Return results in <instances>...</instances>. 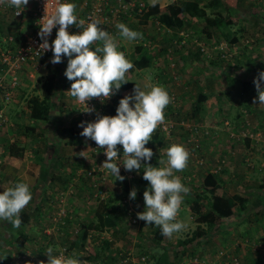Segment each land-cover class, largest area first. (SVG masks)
I'll use <instances>...</instances> for the list:
<instances>
[{
  "label": "crops",
  "instance_id": "obj_1",
  "mask_svg": "<svg viewBox=\"0 0 264 264\" xmlns=\"http://www.w3.org/2000/svg\"><path fill=\"white\" fill-rule=\"evenodd\" d=\"M82 1L83 0H72V2L76 4L77 15L85 12V8L81 7ZM28 9L29 7L26 8L22 18L19 19L13 16L11 10L4 8L3 5H0L1 41L9 36L14 37L13 39L16 41L22 40L23 34L30 31L32 19L31 15H29ZM185 17L187 18V22L190 19H196L190 18L187 15H184V18ZM120 19L122 18L120 17ZM71 27L73 32H76L74 26L72 25ZM179 30L184 31L185 29L183 28L174 31L171 28L166 27V33L169 34L170 31V35L173 38L172 41H170L171 39L169 38H165L164 42V37L159 33L158 35L153 34V40H155L156 43L154 45V48L156 49L155 52L157 50L158 52L160 50H163L161 49V44L163 43H167L168 47L164 50V52H161V54H157V56L154 55L151 65L149 67H145L149 69V74L152 78V80H149V85H164L171 97V102L169 104H171L172 106H175L176 101L178 100L179 108H176L177 113H174L173 110L174 115H186L188 113V115L191 116V120L195 119L197 122L201 123V125L204 124L205 121H209V126L206 127V129L204 126L202 127L206 131L209 130V133L207 131L208 134L213 135L215 129L217 132H219V134L223 137V139L222 137L219 139L220 146H222V144L226 145L229 142L230 146L226 147L238 146L243 149L242 146H245L252 149L253 146L251 145V143L253 144V142L250 139L241 140V142L244 141V143L239 145H236L234 144L235 142L228 140L227 135H229V132L231 130L238 129L229 126H224V129L221 127L223 118H229L232 120V116L229 115L230 108L228 107V111H226L227 104L231 105V103L228 99L224 100L219 98L216 91H207L206 87H211V81H205L202 80V77H198V80L194 79V81H192L191 84H194V86H192L193 89L191 91H189V89H186V86H183V89H181L180 91H176V88H180L178 86L182 87V85L187 84L191 80L189 79L190 76L187 75H180L178 77L174 75L177 73H183L184 75L186 69L190 68L189 61L191 60L193 54L194 56H196L195 53H197L198 51L199 53H201L198 48H192L194 51H196L195 53H192L190 52L189 48H186L184 46V43L180 45V41L182 39H187L188 42L198 41L196 38H191V36H174V34H177ZM2 44H4V42ZM124 49L126 50L125 47ZM47 56H49V59L46 58ZM47 56L40 58L37 62H43L42 64H44L46 61L50 62L52 53ZM67 59L68 58L63 57L62 55L61 62L58 63L59 65H57L55 68L49 67L44 74L45 79L48 70L58 69L57 81L54 84V94L51 98V112L47 120L33 121L29 119L28 116V99L36 95L38 98H41L42 96L40 87V92L38 94L34 95L30 93L29 97L26 98V92L31 90L29 89V85L31 87L30 83L33 80L34 73H36L35 68L32 69L33 66L29 65L20 72L18 84L15 87L16 89L13 90V99L9 103V105H11L12 102H15V104H18L19 102L23 105L22 100L23 98H26L24 106L21 107L22 109L23 107L25 108L27 116L20 115L17 110H14V113L12 115H10L9 109L7 110L6 115L4 113L8 124L0 126V131L2 132V134L0 133V142L2 143L0 145V149L1 147L3 148V151L1 150L2 153L0 155V191H2L4 188L14 185L16 182L23 179L30 184L32 199L29 201L28 205L21 211V213H25L27 215V221L21 224L19 228L13 227V225L8 221L0 220L1 249L10 250L14 248L15 250H11L12 252H19V246L22 247V245H25L26 247L31 248V250L33 248H37L35 249L37 251L33 252L35 254H38V251L44 253L39 254L40 257H43L46 253V248L44 246H48L49 243L56 242L55 240H57V238L54 239L49 235L51 230L55 229L59 233H64L63 238L64 240H66V238H69V236H71V238L74 237L72 233H74V229H76V220H79L78 217L80 211H84L85 217H83V213L81 214V217L86 218V224L91 223L93 220V218L90 217L89 214V201L90 199L92 200L93 190L91 188L90 179L84 175V172L92 167L94 160L92 159L87 148H81V143L83 141L82 136L76 130V123L79 118V109L75 102V98L67 93L71 85V81H69L64 76V70L67 66ZM167 60H170L172 63L174 62L177 65V69L174 68L173 70H171L172 66L170 64L172 63L167 64ZM37 62L34 63V66ZM160 62L162 63V65L159 66ZM207 62L204 61V65H206ZM211 62L212 61H209V63ZM206 67L208 68L209 66ZM134 68L138 70V74L143 69L136 67ZM207 68H205L204 71H207ZM212 69H214L215 71H223V75L224 73L230 72V70H234L235 68H233L232 65H224V67H213ZM131 73L132 69H130L126 74L127 79L129 75L131 76ZM128 80L131 81L130 79ZM135 84L136 83L133 82V85L131 87L124 89L122 91V95H130L132 89H134L135 87ZM218 84L219 83H216L214 87H216ZM241 84V91L243 93L249 94L246 89L247 87L250 89L252 83L250 81H247ZM202 93L206 95L207 99L203 104L201 103L199 106H196L194 102L198 97L200 98ZM247 98L249 97L247 96ZM20 99L22 100L19 101ZM216 103L226 111L225 115H221L219 110L214 109V104ZM0 104H2V107L0 105V108L2 109L8 106L7 104H4L2 102L1 98ZM194 106L196 110H193ZM18 108L19 107L17 106V109ZM195 113L197 116L194 115ZM218 119L220 120V123L217 122ZM202 120L204 122H202ZM258 121V126H260L262 129L258 127H252L251 124L248 128L252 136L260 137L264 140V113H262V116L259 117ZM177 126L179 127V130H181L182 127L176 125L175 128L177 129V131ZM217 126H220V128H218ZM202 127L200 128V130L198 129L201 136L200 140H193L191 142L183 140L184 135H186V133L183 132L185 129H182L181 132L179 131L180 133L176 131L175 134H172L170 136L175 128L171 129L170 134L164 135V138L167 140L166 143H161V141H158V134H160V132L154 133L152 135V138L157 141L156 143H159L158 152H161V158L166 159L165 149L171 143L179 142L182 143L188 150L191 149L195 155L202 157V151L205 150L208 158H212L213 156L214 160L217 161L220 158L221 154H224L227 151L220 150L219 152H215L213 148H210L209 150L202 148ZM243 129L244 128L241 127V129H239L240 132ZM19 130L22 131V135H24V138L22 136L20 137H22L23 142L26 141V144L25 146L21 145L22 150L19 152V154L12 155L8 153L7 145L8 142L10 143L13 141H21V139L15 136L16 131ZM186 132L188 133L189 137L190 133L187 129ZM2 135H6L7 140L3 138ZM180 137H182L181 140ZM188 137H186V139ZM76 138L77 143H75ZM162 147H165L164 151H162ZM240 148L236 150L237 155L232 156V158L230 157L228 167L231 163H234L235 166L240 164L238 160V152L240 151ZM157 156L158 159H160L159 155L153 156L154 158L151 159L156 163L155 167H160L162 166L160 163L161 161L157 160ZM260 156L263 157L264 162V153H261ZM189 158L193 160L192 156ZM243 158L244 156H241V159ZM157 161L159 162L157 163ZM259 161V159L256 160V163H259ZM141 163H144V161H141ZM68 165H70L71 167L69 168ZM73 165L77 166L73 168ZM120 166H122V164ZM194 166H196V164ZM78 167L79 169H77ZM144 167V165H141L140 170L142 172L144 170ZM186 167H188V164ZM195 168L196 170H198L197 167ZM205 168H207V166ZM190 171H192V169L188 170V172ZM252 171L255 172V170ZM262 171H264V168ZM205 172L207 173V170ZM130 173H132L133 176V173H137L138 175L140 172L138 173L134 170ZM191 173H193L194 177H196V171ZM175 175L179 176L181 180H183L185 177L179 175L178 172H176ZM80 200L84 201V203L86 204L82 209H79L78 207V201ZM59 201L60 204L58 205ZM62 206L65 208L66 213L57 215L58 209ZM95 212L96 210L92 214L93 217L95 215ZM158 228V226H155V231H157ZM191 230L192 233L194 229ZM189 236H185V238ZM71 238L70 242L74 239ZM170 239L171 241L166 238V246L170 242V246L167 249L170 250L172 254H174V256L176 253L179 256L176 259L183 264H199L198 262H200L202 259H205V261L209 262L210 260L214 259L216 252L219 249H223L225 251L224 256L220 259V264H230V256L234 255V253L238 254L239 257H241L244 264H264V249L262 251H259L258 247V253H261V255H258L257 257H251L250 254L252 250L246 247H249V242L264 243V233L259 231H252L247 227H244L243 225H225L224 227H220L219 230L216 228L212 231L211 234L207 235L203 239L204 241H202L201 239L198 243L192 242V244L189 245L184 252L182 248H176L173 246L175 242L179 240L178 238L173 239V237H171ZM20 242H22V244H20ZM43 242L44 244L40 246V244ZM121 243L118 246V254L122 256L125 252L126 258H124L127 261L126 264H130V262H128V259L131 260V264H139L138 262H136V260L133 259V257H127L130 256L133 251H129L130 248H127V244L125 242ZM140 244L142 245V243ZM202 245H206V247H203ZM48 247H53V244ZM215 247L218 248H216V250H212V248L214 249ZM110 248L111 249H109V251L112 252V247ZM253 251L256 252L255 250ZM56 252L58 253V251ZM230 253L232 254L229 256ZM4 257L5 255L0 256L1 261L5 260Z\"/></svg>",
  "mask_w": 264,
  "mask_h": 264
},
{
  "label": "rangeland",
  "instance_id": "obj_2",
  "mask_svg": "<svg viewBox=\"0 0 264 264\" xmlns=\"http://www.w3.org/2000/svg\"><path fill=\"white\" fill-rule=\"evenodd\" d=\"M148 3L151 4V0H146ZM202 3L210 2V0H200ZM173 0H157V3L160 5V7H168ZM220 4L223 7L222 13H224V8L226 10H229L231 15L233 16V24L229 27L230 30H235L239 28H242V31L238 33L240 35L239 42L238 44H234L235 47L233 48H228V50L225 53V56H220L219 54L214 52V46L217 45L218 43L222 42L224 43L225 41L222 40L220 37L219 33H213L212 37L209 38L207 37L203 32V26L204 22L202 19H190L188 21V24L186 27H184V31L179 30L177 32V35H186L185 37H190L193 39H197L198 42L202 43V45L207 46L206 47V54L195 53L192 48H198V42L195 41H190L186 42L184 46L186 48L190 49V52L195 53L196 56H192L191 60L189 61L190 63V68H187L184 75L183 73H177L174 76H190V82H188L185 85L178 86L180 88H176V91H180L183 89V86H186V89H189L191 91L194 86V84H191L192 81L198 80V77L201 78L202 80H207L211 81V87H206L208 92H214L216 91L219 98L221 99H228L231 103V105L227 104L226 111H228V107L230 108L229 115H231L232 120L229 118H223L221 122V127L224 129V126H229L232 128H238L235 130H231L229 132V135H227L228 140L235 142L234 144L239 145L243 144L244 141L241 142L244 134H247L246 129L249 127L251 124L252 127H258L262 129L260 126H258V120L259 117L262 116V113H264V103H259L258 101V93L257 90L253 84V79L258 77V73L261 71H264V0H220ZM221 7V8H222ZM210 8H207V11H209ZM211 12V10L209 11ZM134 20V19H133ZM133 20H131L130 27L132 25ZM129 27V26H128ZM144 31H149L152 33L154 29L152 30L151 26H143ZM184 32V33H183ZM236 34V35H238ZM120 41H124V44L126 46V50L132 51L134 45H138L139 41H141V38L136 41L129 42L127 39L124 37L119 36ZM215 44V45H214ZM214 45V46H213ZM224 45V44H222ZM232 45V44H231ZM212 54V55H211ZM231 54V55H229ZM211 55V56H210ZM196 57V58H195ZM49 59V58H47ZM212 61L209 63V61ZM167 64L172 63L170 60H167ZM175 61V60H174ZM204 61H208L206 65H204ZM43 62H37L36 65L33 68H35L33 80L30 83L31 87L29 85L30 91L26 92V98L29 97L30 93L32 94H38L40 92V87L41 83L44 80V74L46 73V70L50 68H55L58 63L53 64L51 62L46 61L44 64ZM45 65V66H44ZM172 66L171 70L174 68L177 69V65L173 62L170 64ZM224 65H232L234 70H230V72H226L222 75L221 70L215 71L212 69L213 67H224ZM42 66V67H41ZM44 66V67H43ZM206 66H209L208 68ZM43 68V70H42ZM207 68V71H204V69ZM239 68V69H237ZM151 70V69H150ZM39 71V72H38ZM45 71V72H44ZM244 72V73H242ZM168 73V72H167ZM150 74H149V69L143 68L139 74L138 70H136L134 67L132 68V73L131 76L129 75L128 79H130L132 82H135L137 85L141 86L142 88L146 85H149V80L150 79ZM28 79V78H27ZM146 80V82H145ZM250 81L251 88L249 89L247 87V91L249 94L243 93L241 91L242 89V84L244 82ZM143 83V84H142ZM145 83V84H144ZM147 83V84H146ZM219 83L216 87L215 84ZM133 94V89L130 95ZM221 94V95H219ZM128 95V94H127ZM249 98H247V96ZM176 97V96H175ZM174 97V98H175ZM26 98L20 99L19 101L22 100L23 105L18 102V104H15V102H12L11 105L9 103L7 104L3 110L6 115L7 110L9 109L10 115H12L14 110L18 111L20 115H26L25 108L21 106H24V102ZM201 99H203L202 95L200 96ZM189 99V98H188ZM187 99V101H188ZM207 97L205 98V100ZM204 103V102H203ZM202 103V104H203ZM173 104V103H172ZM2 107V104H0ZM17 106L19 107L17 109ZM170 106V108H169ZM167 105L166 108L164 109V114H165V122L162 125H159L157 129L152 133L160 132L158 134V141H161V143H166V139L164 138V135L170 134V130L175 128L176 125H179L182 129H185L183 132L186 133L184 135V139L186 140V137H188V133L186 132L187 130H194L196 129V132L189 135L188 138L192 137L191 139L194 140H200V128L202 126L208 127L209 126V121H205L204 124L201 125V123L197 122L195 119L191 120V116L188 115H174L176 111V108H179V102L178 100L176 101V105L172 106L171 104ZM182 107V106H181ZM214 109L219 110L221 115H225L226 111L219 105V104H214ZM174 110V113H173ZM173 113V114H172ZM237 115V116H236ZM27 116V115H26ZM174 116V117H170ZM197 116V115H196ZM199 116V115H198ZM202 116V115H201ZM206 116V115H205ZM221 117V116H219ZM218 117V118H219ZM232 121V122H231ZM202 122H204L202 120ZM217 122L220 123V120L218 119ZM169 126H172L171 128L168 129ZM220 128V126H217ZM244 128L241 132L239 129ZM165 128V129H164ZM177 129L175 128L173 132L170 134H175V132H181L179 130V127L177 126ZM199 129V130H198ZM203 129L202 127V148L204 149H210L213 148L215 152H219L220 150H226L229 153L228 156V162L230 160V157L237 155L236 150H238L240 147L238 146H231V147H226L230 146L229 142L226 145L220 146L219 139L222 137L219 132L214 130V134H208L207 131ZM179 132V133H180ZM2 134V132L0 131ZM0 134V135H1ZM198 134V135H197ZM192 135V136H191ZM16 137L21 139L20 142H18L19 145L25 146L26 141L23 142L22 137L24 138V135H22V131H16ZM22 136V137H20ZM216 136V137H215ZM3 138L7 140L6 135H2ZM182 137H180L181 140ZM4 139V140H5ZM218 139V140H217ZM223 139V137H222ZM177 140V141H180ZM174 141V142H177ZM254 143L251 145L253 146L252 149L250 147H245L242 146L243 149L240 148V151L238 152V160L240 162L239 165H234V163H231L230 166H226V171L223 172L222 170L218 173L221 177V179L224 181L222 183L225 186V189L230 192V193H248L246 194L248 201L246 202L245 209L243 212H236L235 219L232 221L230 225H233L235 222H238V220H243V226L247 227L248 229L252 231H259L264 233V187H259V184L262 182V177L264 176V171H252L249 167L246 166V162H256V160L260 159L262 156L261 153H264V140L260 137L258 139L253 140ZM6 142V141H5ZM155 139L152 138L145 146L149 147L152 149L153 156L159 155L160 159L157 160L159 161H166V159L161 158V152H158V147ZM183 142V141H182ZM9 143V142H8ZM179 143V142H177ZM2 143L0 142V145ZM117 148L119 149L118 151V156L122 154V147L120 145H117ZM162 151H164L165 147H162ZM1 150L3 151V148L1 147ZM249 155V158H243L241 159V156H246ZM151 157L152 159L154 157ZM193 157L195 164L193 163V160L189 158L188 160V167H186L184 170L178 172L179 175L185 176L187 179H189L193 173L196 171V177L195 181L191 183V186H195L198 189L202 187V180L205 175V171L210 170L211 168L215 167L214 163L216 160H214L213 156L212 158H208L207 153L205 150L202 151V157L195 155L194 153H190V157ZM258 158V159H256ZM121 159L123 160V155H121ZM205 162L204 165H199L196 163V160H201ZM143 161V160H142ZM157 161V163L159 162ZM119 163V161H118ZM149 163V162H147ZM208 163V165H207ZM150 164V163H149ZM194 164V165H193ZM77 165H73L72 167L75 168ZM156 166V165H152ZM207 166V168H205ZM70 168L71 166L68 165ZM198 170H196V168ZM79 169V167L77 168ZM192 169V171L188 172V170ZM200 169V170H199ZM131 171H125L123 166H120V175L124 177L123 180H126L127 187H131L132 185V173ZM80 174V173H79ZM137 176V173H133V177ZM104 177H107L106 179L102 181L97 180L99 185H102L103 187L101 190L96 192V196L92 197V200L90 199L89 201V211H90V217L93 218L92 223H96V230L91 234L89 239H87L86 244H85V251H88L90 254H94L97 256H101L102 253L104 252L102 249V246L111 245L112 247V257H114L115 261L116 259H124L125 257V252L123 255L120 257L118 254V246L120 245L121 242H125L127 244V248L129 251H133L132 253H135L132 257L139 258L142 254H146L149 250L152 252L157 251V246H155V243L153 244L152 242L149 241V230L147 229L148 226L146 227L145 223H143L141 226L142 229L138 230L137 224H141V221L139 219V222H137L135 225L133 220L128 216V212L130 213L131 211L135 215V219L137 220V213L140 212V210H143L144 207V201L142 198H138L137 201L130 199L129 198V190L124 193L123 188L121 187L120 184H117L115 182V179L117 177L108 174L107 172L103 173ZM122 180V181H123ZM120 181V182H122ZM247 181V182H244ZM76 183V182H75ZM91 183V180H90ZM75 186V184H74ZM199 191V190H198ZM196 191V192H198ZM188 197H183V202L181 205V208L177 214V219L182 221L185 224V228L178 232L173 234V239H183L185 236H189L191 233V229L196 228L197 222L194 219L193 214L189 211L188 209ZM126 201L125 203L123 202ZM93 201V202H92ZM106 202L110 204L112 202H115L116 210L115 213L121 214V220L118 221V224L116 227H110V226H103L101 222L97 220L96 215L93 217L94 211L99 209V203L100 202ZM65 202V201H64ZM92 202V203H90ZM84 201H78V207L79 209H82L86 204ZM60 204V201L58 202V205ZM128 208V211L126 210ZM126 211V212H125ZM83 213V217H85L84 211L79 212V220H76V229H74V233L72 235L75 237V234L78 233L80 230V225L86 223V218L81 217V214ZM96 214V212H95ZM132 223V224H130ZM220 223V221H219ZM218 224V223H217ZM216 229V226L214 227L213 230ZM39 235V234H38ZM52 238L56 239V242L49 243L48 246H51L53 244V248L55 251H64L65 255L69 254H77L79 259L83 262V264H90L91 261L87 260L84 258L85 253L83 252L84 249H80L78 247L76 248H70V238H66L64 240L63 236L64 233H59L55 229L50 231L49 234ZM72 236V237H73ZM73 237V238H74ZM71 238V239H73ZM142 243V245L140 244ZM43 243L40 244L43 245ZM122 244V243H121ZM160 245V244H159ZM48 246H44L47 250ZM101 246V247H100ZM123 246V245H122ZM203 247H206V245H202ZM250 250L251 252V257H257L258 255H261V253L254 252L253 250L255 248L258 249L259 251H262L264 249V243H250ZM215 247L213 250H216ZM37 248H31L26 247L25 245H22V247L19 246L18 251L19 252H12L11 250H15L14 248L12 249H1L0 248V256L5 255L4 261H1L0 259V264H40L41 261L46 262L47 261V256L40 257L39 254H44L38 251V254H35L33 251ZM108 249V247H107ZM111 249V248H109ZM107 250V252L109 251ZM133 249V250H132ZM149 249V250H147ZM6 250V253H5ZM249 250V251H250ZM128 252V251H127ZM214 252V251H213ZM167 256H168V262L171 264V262H177V260L172 254L170 250H166ZM2 254V255H1ZM46 254V253H45ZM107 254V253H106ZM147 255V254H146ZM150 255H148V262L146 264H155V261L150 258ZM179 256L177 255V258ZM126 258V257H125ZM131 258V257H130ZM138 262V261H136ZM200 262H205V259L201 260ZM139 263V262H138ZM140 264V263H139Z\"/></svg>",
  "mask_w": 264,
  "mask_h": 264
},
{
  "label": "clouds",
  "instance_id": "obj_3",
  "mask_svg": "<svg viewBox=\"0 0 264 264\" xmlns=\"http://www.w3.org/2000/svg\"><path fill=\"white\" fill-rule=\"evenodd\" d=\"M28 2L29 0H0V5L6 4L8 7L16 9V14H19ZM156 3L157 0H151L152 6H155ZM54 5L53 10L49 14L44 13L40 19L37 33L41 40L38 45L39 54L50 49L52 52L50 62L53 64L60 63L62 55L68 58L64 76L71 81V85L67 93L83 105L84 112H91L93 109L87 106V101L99 97L103 103L109 99L115 91H118L124 83L129 81L126 74L134 65L119 49L116 38L100 27L98 19L90 17L86 21L78 18L76 4L72 0H54ZM133 19H127V24L119 22L115 25L119 36L129 42L141 38V33L130 29ZM57 25L55 39L52 40L50 46L47 38ZM72 25H76L80 31L70 33L69 28ZM186 42L187 39H184V44ZM122 44L126 48L124 41ZM127 53L130 51L127 50ZM253 84L258 93L259 103H264V71L258 73V77L253 79ZM170 102L171 97L164 85L152 84L142 88L135 84L133 94L125 95L119 100L115 115H100L92 122L82 121L78 124V127L82 128L80 135L94 141L97 146L95 149L98 151L103 149L106 159L101 166L108 170V174L117 177L119 181L124 179L120 175L121 164L125 171L135 170L138 173L141 165L145 166L142 179L146 180L148 184L143 191V211L137 213V217L145 224L160 228L163 235L160 245L166 244V238L171 241L170 238L174 233L185 228V224L177 219V214L181 208L183 197H188L186 200H189L190 188L193 187L191 191H195L197 188L194 185L191 186V183L195 181L194 174L189 179L184 177L182 180L190 184L189 189L182 183L180 177L175 175L176 172L186 168L190 157L189 150L182 143H171L165 149L166 161L160 162L162 166L154 167L147 163L153 156V152L145 145L152 140V133L157 127L164 124V109ZM247 129L249 130V128ZM249 134H251L250 130L242 140L250 139L254 143L253 140H256V137L249 136ZM117 145L122 147L123 160L121 155L118 156ZM228 156L229 153L221 154L218 159H223L226 163L222 167V171L227 170ZM246 157L250 159L249 155L244 158ZM142 160L144 163H141ZM259 160V163L245 160L246 166L252 170L256 168V171H262L264 168L263 157ZM193 163H195L194 159ZM211 169L207 173H213ZM207 173L205 172V175ZM196 191L198 190L196 189ZM135 197L136 189L133 188L129 191V198L134 200ZM31 199L30 184L23 179L4 188L0 191V220L8 221L13 227L19 228L22 223L20 213ZM168 244L170 245V242ZM220 253L222 254L220 255ZM134 254L132 253V255ZM224 254L225 251L219 249L214 259L198 263L220 264V259ZM45 255L47 261H41L40 264H83L77 254L57 253L53 247H48ZM232 257L234 256H231L230 262ZM148 258V255L142 254L139 258L136 255L133 259L146 264ZM171 264L183 263L177 261L171 262Z\"/></svg>",
  "mask_w": 264,
  "mask_h": 264
},
{
  "label": "trees",
  "instance_id": "obj_4",
  "mask_svg": "<svg viewBox=\"0 0 264 264\" xmlns=\"http://www.w3.org/2000/svg\"><path fill=\"white\" fill-rule=\"evenodd\" d=\"M141 1L144 2L145 8L143 9L141 15H137L134 18L131 28L129 27L130 29L136 30L141 33V41H139L138 45H134L133 50L127 54V58L133 63L134 67L136 68L149 67L153 62L154 55L157 56V54H161V52H164V50L168 47L167 43H163L161 44V49L163 50H160L159 52L157 50L155 52L156 49L154 48V45L156 43L155 40H153V34L158 35L159 33L161 36L164 37V42L165 38H169L171 39L170 41H172V36L166 33V27L171 28L174 31L178 29H183L188 24L187 18H184V15H187L190 18L202 19L204 22L202 32L209 38L212 37L213 33H219L222 40H224L228 44H238L237 42H239L238 38L240 37V35L238 33L242 31V28L238 27V29H235L234 31L230 30L229 27L233 24V16L231 15L232 13H230L229 10H226L227 8H224V13H222L223 7L220 4V0H210L209 3H202V1L200 0H173V2H171L168 7L162 8L158 3H156L155 6H152L151 4H148L146 0ZM207 8H210L209 11L211 10V12L207 11ZM120 17L124 20L126 24L128 23V20L125 15H120ZM143 26H151V28L154 29V32L150 33L149 31H144ZM144 42L146 44L145 47L143 46ZM0 45L3 46L1 40ZM160 65H162L161 62L159 66ZM57 74L58 69L48 70L46 77L41 85V98H38L36 95L28 99L29 119L33 121L47 120L51 112V98L54 94V84L57 81ZM132 85L133 82L131 81L124 83L121 88L114 93L113 96H111L105 102L101 103L100 115H115V109L118 106L119 100L124 97L122 95V91L128 87H131ZM202 97L203 99L196 97L197 99L194 102L196 106H199L205 101L206 95H204V93H202ZM193 110H196L195 106L193 107ZM194 115H196V113ZM188 131L189 133L192 132V130ZM75 143H77V138L75 139ZM157 145H159V143H157ZM7 150L8 153L16 155L19 154L22 148L21 145L18 144V141H13L8 143ZM148 162L151 165L156 164L151 158ZM254 170L256 171L257 169L254 168ZM97 174L96 176H99V172H97ZM87 178L90 179V177ZM131 180H133L131 187H127L126 180L120 182L116 178L115 182L121 185L124 193H126L128 190L135 188V201H137L139 197L143 199V191L147 187L148 182L142 179V171L140 170V173L137 176H132ZM182 183L189 189L190 184L184 181H182ZM222 183H224V181L221 179L218 173H207L202 180L201 189L196 188L197 190H199L198 192H195L196 189L195 191H191L193 187L190 188V198L188 200V206L189 210L194 215V219L197 222V228L191 233L189 237L176 241L173 245L174 247L182 248L184 252L185 249L192 244V242L198 243L201 239L202 241H204L203 239L207 235L212 233L215 226L219 230L220 227L230 225L235 219L234 214L236 212L241 213L244 211L246 202L248 201V198L246 196V194L248 193H230L225 189V186ZM102 187V185H98V190H101ZM259 187H264V176L262 177V182L259 184ZM123 202L125 203L126 201L123 200ZM115 210V202H112L110 204V202L106 203L101 201L99 203V209H97L95 214L97 218L96 221L99 220L103 226L116 227L118 221L121 220V214H116ZM126 210L128 211V208ZM141 211L143 210H140V212ZM127 214L131 218V220H133L132 223H134V225L139 222L138 218L137 220L135 219V215L132 211L130 213L128 212ZM20 218L22 221L21 224L27 221V215L25 213H21ZM86 223L80 225V230L78 231V233L75 234L74 239L69 244L70 248L78 247L80 249H84L87 239H89L91 234L93 235L92 232H94L97 228L96 223ZM143 223L145 222L142 220L141 224H137L138 230L142 229L143 226L141 225ZM243 223L244 221L240 219L233 225L239 226L243 225ZM201 224L202 226H200ZM145 225L146 227L148 226L147 229L150 233L147 238H149V241L153 244L155 243V246H157L155 247L157 248L156 252L151 253V251L149 250L146 254H151L150 258L155 261V264H168L169 262L166 250L170 245H159L160 241L163 240L160 228L155 231V225ZM20 244H22V242H20ZM248 244L250 245V242ZM107 247L109 249L111 245L105 244V246H102L104 252L101 256L90 254L84 249V258L90 260V264L127 263L125 258L116 259L115 261L114 257H112V252L109 251L107 253ZM246 247L250 248V246ZM254 250L258 252V249L255 248ZM231 254L232 253H230L229 256ZM132 256L133 255L131 254L127 257L130 258ZM231 256L234 257H232V261L230 262V264H244L243 260L241 259V257H239L238 254L234 253V255ZM175 258H177L176 253ZM128 262H130L131 264V260L128 259Z\"/></svg>",
  "mask_w": 264,
  "mask_h": 264
},
{
  "label": "built area",
  "instance_id": "obj_5",
  "mask_svg": "<svg viewBox=\"0 0 264 264\" xmlns=\"http://www.w3.org/2000/svg\"><path fill=\"white\" fill-rule=\"evenodd\" d=\"M54 0H29L28 4L25 6L24 10L19 14H16V9L12 7H8L6 4L3 5L4 8L11 10L14 17L21 19L24 11L27 7H29V15H31V29L29 32H26L22 36V40L16 41L12 36L7 37L2 40L4 42L3 46L0 45V98L4 104H8L13 99V90H15L19 75L22 70H24L28 65L34 67V63L37 62L40 58L50 55L52 52L49 49L48 51L41 52L39 54L40 49L38 45L41 43L37 33L39 31V24L41 17L45 14H49L54 8ZM82 8H85V12L78 15V18L88 20L90 17L93 19H98L100 21V27L107 30L110 34H112L119 45V49L123 51L127 58V50L124 49L122 42L119 41L118 29L115 28V25L119 22L125 23L123 19H120V15H125L127 19H133L137 15H141L143 9L145 8L144 2L141 0H83L81 4ZM76 32H79V28L76 25H73ZM58 25L53 28L52 33L48 36V42L51 46L52 40L55 39L56 30ZM69 32L72 33V27L70 26ZM184 33V32H183ZM170 34V31H169ZM185 37L186 35H179ZM184 43V39L180 41V44ZM224 44V45H222ZM145 42L143 46L145 47ZM199 50L202 54H206V47L203 46L202 43L198 42ZM235 45L228 44L226 42L218 43L214 46V52L219 54L220 56H225L228 48H233ZM212 55V54H211ZM210 55V56H211ZM231 55V54H229ZM47 56L46 58H48ZM128 59V58H127ZM115 93V92H114ZM112 94L111 96H113ZM110 96V97H111ZM75 102L79 109V118L76 123V130L81 133L82 128L78 127L80 122H92L98 116H100L101 109V100L99 97L91 98L87 101V106L93 111L84 112L83 105L79 103L76 99ZM8 121L6 116L4 115V111L0 108V126L7 125ZM172 126H169L171 128ZM165 129V128H164ZM194 131V132H193ZM193 133L196 132V129L192 130ZM191 132V134H193ZM246 132L249 133V130L246 129ZM246 134H244L245 136ZM192 136V135H191ZM249 136H252L249 134ZM187 138V142H191L194 139ZM258 139V137H256ZM81 148H87L89 153L94 160V163L91 168L87 169L84 172L86 177H90L91 180V188L93 190V196H96V192H98V183L97 180H102L99 182H103L107 177L103 176V173L107 172L101 165L102 162L105 161L106 157L103 154V149L100 151L95 149L97 146L94 141L89 138H85L82 136ZM106 147V146H105ZM98 151V152H97ZM189 152L193 154V151L189 149ZM2 151L0 149V155ZM196 163L199 165H203L204 161L196 160ZM225 161L218 160L215 167L211 169V172L216 173L222 169L225 165ZM97 172H99V176H96ZM98 175V174H97ZM96 177V178H95ZM71 193V192H70ZM63 202V201H61ZM66 210L62 206L58 209L57 215L65 214ZM63 252L64 251H60ZM59 253V252H58ZM65 254V253H64ZM222 253H220L221 255Z\"/></svg>",
  "mask_w": 264,
  "mask_h": 264
}]
</instances>
